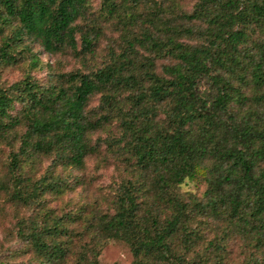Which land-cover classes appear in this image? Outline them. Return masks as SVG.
Instances as JSON below:
<instances>
[{
	"label": "trees",
	"instance_id": "trees-1",
	"mask_svg": "<svg viewBox=\"0 0 264 264\" xmlns=\"http://www.w3.org/2000/svg\"><path fill=\"white\" fill-rule=\"evenodd\" d=\"M87 7L88 0H0V65L24 55L28 36L45 48L75 47L70 22ZM165 9L157 0H99L101 19L138 29L123 37L120 51L88 71L51 72L45 84L27 75L0 85V140L10 147L0 191L7 199L41 209L42 193L59 191L58 181L31 180L20 161L53 153L61 163H79L99 117L118 121L115 141L128 166L112 212L83 227L76 248L62 216L44 210L40 222L17 220L30 263L8 264H59L72 247L71 264H97L111 237L128 244L132 264H221L229 227L253 248L240 264H264V41L250 36L264 31V0ZM100 31L91 20L79 49L92 51ZM94 92L104 112L91 120L84 106ZM199 173L206 183L200 197L177 190ZM211 217L224 221L221 235L207 237Z\"/></svg>",
	"mask_w": 264,
	"mask_h": 264
},
{
	"label": "rangeland",
	"instance_id": "rangeland-1",
	"mask_svg": "<svg viewBox=\"0 0 264 264\" xmlns=\"http://www.w3.org/2000/svg\"><path fill=\"white\" fill-rule=\"evenodd\" d=\"M166 7V15L190 10L194 0H157ZM99 0H88L87 11L78 15L70 22L76 29V45L59 46L55 49L45 48L40 43L39 37L28 36L24 39V55L14 63L0 65V85L29 75L41 84L50 80L51 72L88 71L102 66L109 57L123 47V37L136 34L137 27L128 25L123 28L116 18L101 19L98 10ZM169 10V11H168ZM91 20L101 26L100 33L96 36L92 51L79 49V41L82 32L88 31ZM251 38L264 41V31H255ZM194 42V38H183ZM248 46V45H246ZM66 82H63V85ZM246 94H250L251 88L244 87ZM264 90V86L260 89ZM99 92L92 93L84 106V111L89 119L93 120L104 111L99 107ZM235 105H230L231 111ZM264 105H259V112ZM100 123L86 131L87 142L91 145L89 151L84 153L79 163H61L53 153L29 155L22 159L21 171L31 180L37 178L45 182L55 179L60 190L47 189L42 193V208L39 204L31 203L22 205L6 198L0 191V264L28 263L32 252L24 241L17 235L16 227L19 217L37 218L41 221L40 214L45 210L50 216L61 215L64 225L70 229L71 244L76 248L83 242L81 236L83 227L96 221L101 213H111L114 207L115 185L126 176L128 166L122 159V149L118 147L115 138L119 135L120 126L115 118L102 119ZM21 128V127H20ZM9 146L0 140V174L5 172V164ZM12 148H15L13 142ZM123 161V162H122ZM206 183L202 174L185 177L178 185L177 190L184 195L200 197ZM207 237L215 234L221 235V227L224 221L211 217ZM89 228V227H88ZM225 247L221 264H240L249 251L253 248L247 239L234 229L227 228ZM77 231V232H76ZM79 232V233H78ZM81 234V235H80ZM80 235V236H79ZM71 245V246H72ZM72 252L60 261L59 264H71L73 262L74 248ZM132 254L128 244L117 238L105 239L99 247L97 264H132ZM30 263V262H29Z\"/></svg>",
	"mask_w": 264,
	"mask_h": 264
}]
</instances>
